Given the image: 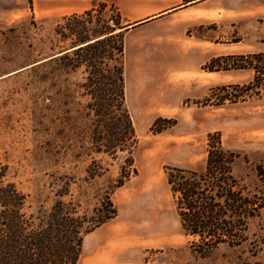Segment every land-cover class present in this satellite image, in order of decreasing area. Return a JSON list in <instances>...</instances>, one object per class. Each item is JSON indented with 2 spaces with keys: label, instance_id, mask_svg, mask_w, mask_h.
<instances>
[{
  "label": "rangeland",
  "instance_id": "rangeland-1",
  "mask_svg": "<svg viewBox=\"0 0 264 264\" xmlns=\"http://www.w3.org/2000/svg\"><path fill=\"white\" fill-rule=\"evenodd\" d=\"M96 5L76 16L41 18L33 0H0V177L27 195V214L48 213L62 201L81 231L109 197L118 212L103 232L108 247L118 246L111 256L120 264H264V207L249 220L241 245L220 244L201 256L182 230L165 173L167 166L203 171L207 135L219 132L238 154L235 176L264 199V87L209 99L222 85H231L232 96L233 85L253 79L252 69L222 68L230 60L209 62L264 52V0H229L221 14L190 27L186 34L196 44L182 55L165 54L166 62L184 65L158 81L166 106L153 104L144 117L129 112L136 144L111 151L109 140L126 128L117 79L125 24L112 0ZM109 27L113 36L59 59ZM162 126L168 127L153 130Z\"/></svg>",
  "mask_w": 264,
  "mask_h": 264
},
{
  "label": "trees",
  "instance_id": "trees-1",
  "mask_svg": "<svg viewBox=\"0 0 264 264\" xmlns=\"http://www.w3.org/2000/svg\"><path fill=\"white\" fill-rule=\"evenodd\" d=\"M69 30L72 29L69 27ZM108 30L101 35H106L102 39H99L101 36L90 40L80 39V44H75L70 48L72 50L63 51L59 59L68 57L70 51L78 53L95 47L113 36L114 27ZM117 51L121 56L117 79L126 128L122 135L109 140L108 151L116 150L118 144L128 140L132 145L136 144L135 128L125 103L123 37ZM226 59L231 62L222 68L228 69L227 66H231L236 69H252L253 79L247 84L233 85L236 93L232 96L226 91L231 85H222L219 89L223 92L216 93L213 90L209 99L224 101L232 100L233 96L237 99L245 93L260 94L264 87V52L213 57L209 65ZM210 66L208 69L213 70ZM167 127L153 130L158 132ZM207 145L203 171L179 166H167L165 170L182 230L186 236L193 238L191 246L201 256L208 255L220 244L241 245L247 239L249 220L259 216L264 207V199L250 194L235 176L233 166L238 154L223 145L220 133H208ZM129 161H132L131 157ZM133 170L136 172V169ZM262 174L259 169V175ZM0 179V264H77L84 236L113 219L118 212L108 197L105 205L97 208L98 215L90 219V225L81 231L78 219L72 211L65 209L62 201H58L48 213L37 216L27 214V195L14 183H6L2 177ZM124 180L120 179L118 186L123 185Z\"/></svg>",
  "mask_w": 264,
  "mask_h": 264
},
{
  "label": "crops",
  "instance_id": "crops-1",
  "mask_svg": "<svg viewBox=\"0 0 264 264\" xmlns=\"http://www.w3.org/2000/svg\"><path fill=\"white\" fill-rule=\"evenodd\" d=\"M228 1L112 0L120 24H125L119 30H123L124 40L125 103L131 114L150 116L151 105L166 106L165 94L161 97L158 81L165 82L170 71L184 65L175 64L177 61L172 58L166 62L165 54L188 52L196 41L186 34L187 30L207 17L221 14V5ZM97 2L99 0H33V7L41 18L67 17L93 10ZM160 38L166 39L168 44L158 46ZM104 224L84 236L77 264H120L112 259L111 255L114 250L118 251V246L108 247Z\"/></svg>",
  "mask_w": 264,
  "mask_h": 264
}]
</instances>
